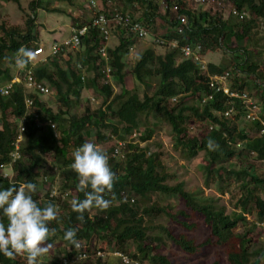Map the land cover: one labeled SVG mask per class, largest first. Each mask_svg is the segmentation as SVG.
Segmentation results:
<instances>
[{"label": "trees", "instance_id": "16d2710c", "mask_svg": "<svg viewBox=\"0 0 264 264\" xmlns=\"http://www.w3.org/2000/svg\"><path fill=\"white\" fill-rule=\"evenodd\" d=\"M51 1L55 0L30 1L31 15L27 17L25 30L0 25V87L15 74L19 77V81L12 82L6 94L0 91V166H9L12 172L11 178L0 174V190L12 185L18 188L24 182L35 183L37 191L31 195L38 205L43 207L51 202L59 207L58 221L49 224L50 228L56 229V236L48 243L53 245L62 240L67 245L63 249L65 254L53 255L47 261L41 260V264H73L79 261L77 249L63 239L65 231L71 228L78 229L76 238L84 243L80 252L85 257L80 264H123L122 257L113 255L114 252L126 256L132 264H178L170 252L164 250L165 238L188 254L204 251L208 245H217L221 247L228 264H259L258 256L264 255V240L259 238L261 246L251 248L256 232L261 228L259 223L264 221V172L260 173L249 157L264 160V135L250 137L246 128L261 132L264 108L258 119L249 120L246 128L238 129L235 121L247 115L242 99L209 86V77L223 74L228 71L225 70L227 67L207 63L204 70L197 61H178V58L183 45L193 48L200 45L201 54L223 46L231 53L239 54V60L228 71L230 90L235 93L250 94L252 90L262 93L264 70L261 67L264 62L262 59L261 63L258 57L264 50L249 48L248 44L255 40L254 30L264 24V0H220L225 2L224 5L232 4L240 13H247L244 18L229 13L225 19L209 10L190 8V0H164L162 12H159L161 0H124L126 7H118L116 12L128 15L147 31L151 27L153 34L157 24H161L168 32L166 40L175 38L178 46H168L163 54H157L154 47H147L134 67L128 70L125 57L134 42L139 40L123 29H114L112 32L116 31L119 44L107 47V54L111 76L121 85L120 92L115 93L113 84L100 82L105 60L98 49L106 43L98 28H88L75 55L68 54L65 58L60 52L37 64L28 65L35 78L50 83L54 88L53 95L60 105L59 110L44 101L37 91L23 88L25 75L15 67L14 60L22 46L33 53L40 50L39 35L34 31L39 10L65 12L62 8H50ZM134 6L136 8L132 9ZM111 10L105 3L101 12L109 15ZM65 14L74 19L77 28L91 22L70 12ZM180 16H186L188 24L183 33L176 35L173 28ZM241 41H246V45L231 47ZM89 71L95 74L92 78L87 76ZM129 73L146 87L154 78L153 93L144 92L140 97L138 90L128 88L125 77ZM86 88L99 94L88 97V103L82 104V90ZM25 95L34 99L29 108L24 104ZM98 97L102 98L101 101H95ZM204 98L205 101H202ZM171 99L176 102L171 104ZM72 104L76 107L80 105V114H69ZM150 115L159 117L170 126L175 146H180L187 158L194 157L199 151L204 152L207 186L211 181L219 193L230 191L233 185L240 191L229 213L225 212L224 206L215 204V196L206 195L201 189L187 190L182 181L169 183L173 174L167 172L160 153L148 152L147 144H142L155 131L156 123L148 120ZM20 118H23V131L17 142L18 157L12 159L10 152ZM187 121L200 127L198 135L189 134ZM91 129L103 142L114 135L118 137L113 146L105 151L118 179L113 193L105 195L106 199L112 200L110 208L103 211L93 208L84 213L81 221L77 219L79 214L72 210L71 201L85 197L77 190L79 178L70 165L74 162L73 152L88 142ZM134 132H140L137 139L130 138ZM210 139L218 145L214 150L208 148ZM119 141L126 142L121 148L122 157L111 155ZM47 184L48 187H45ZM54 186L58 189L53 192ZM156 193L178 196L184 208L173 210L166 200L160 197L152 199ZM248 215L254 216V220L250 221ZM196 216L209 230V234L198 244L188 238L186 232L174 234L172 226L152 222L164 217L188 230L195 227L188 220ZM0 218H3L2 213ZM3 219L7 223L6 218ZM239 227L241 231L237 230ZM94 239L102 245L94 248L92 254L89 247ZM130 246L134 249L129 250ZM110 247L113 256L106 252ZM97 251L101 254L98 255ZM0 264H26V259L17 256L10 260L0 253ZM211 264L221 262L219 258H214Z\"/></svg>", "mask_w": 264, "mask_h": 264}, {"label": "rangeland", "instance_id": "374dc122", "mask_svg": "<svg viewBox=\"0 0 264 264\" xmlns=\"http://www.w3.org/2000/svg\"><path fill=\"white\" fill-rule=\"evenodd\" d=\"M31 0H0V25L4 24L6 27H18L21 30L26 29V21L27 17L31 15V9L29 8V3ZM156 1V0H154ZM159 1V0H158ZM92 2V3H91ZM106 1L105 0H68L67 2H59L57 0L51 1L50 3V8H62L65 9V12H70L72 15L75 17L81 16L83 17L86 21H92L93 17L100 13L101 10L104 8ZM223 3V2H222ZM225 3V2H224ZM223 3V4H224ZM134 4V3H133ZM230 5V4H228ZM190 8L194 10H209L211 13H218L221 15L223 19L227 18V9H222L218 8L217 6H213V8L210 6H199L196 4H190ZM109 7L117 9L119 8H125L126 3L124 0H115V1H110ZM165 7V1L161 0L160 3V9L159 12H162L163 8ZM227 7V5H224L222 8ZM136 7L134 6L132 9H135ZM118 10V9H117ZM173 9V14L175 15ZM64 13H50V12H45V10H39L38 13V19L35 21L34 25V31L38 33L39 35V45L41 52L40 54L34 55L33 59H37L39 56H45L48 53L52 51V46L55 43H61L65 42L71 35V29L72 28H77L74 26V19H71V17L68 14ZM102 14H105L101 12ZM110 13V12H109ZM73 17V16H72ZM79 22V21H78ZM88 26V25H85ZM71 28V29H70ZM156 33L153 34V30L151 27H149L148 31L149 35L142 40L135 41L134 44L132 45L133 48H130V51H128L127 56L125 57V61L127 64L126 69H132L136 63L137 58L140 56L142 51L147 48V47H154L155 52L157 54H163L167 49L168 46H172V43L165 42L164 45L161 40L162 38L168 34V32L161 26V24H157ZM113 31V30H112ZM111 31V36L108 42L106 43V47H115L116 45L119 44V39L117 37L116 31L112 32ZM152 33V35H151ZM254 38L255 40H252L249 42L248 46L249 48H253L255 50H264V24L260 26V28H257V30H254ZM68 34V35H67ZM162 37V38H161ZM165 38V37H164ZM246 41H241L239 43H233L231 47L235 46H245ZM194 50H197V45L194 47ZM78 50L74 51H67L64 52V57L68 58V54H73ZM38 52V51H37ZM35 52V53H37ZM264 52V51H263ZM51 56V55H50ZM264 53L258 57V60L261 61L262 59L264 62ZM199 59L198 62L200 65L203 67L205 70V65L207 63H213V64H220L225 67L230 71L231 68H233V63L237 62L239 60V54L238 53H231L229 50L224 49L223 46L220 48H212L206 50L205 53L199 54ZM105 60V59H104ZM108 54H107V59L105 60V64L107 63L108 65ZM196 61V60H195ZM261 70H264V63H262ZM228 71H225L224 73H228ZM14 72V71H13ZM223 73V74H224ZM93 71H89L88 75L90 78L94 76ZM222 75V74H221ZM100 82L106 83L110 82L113 84V90L115 93H119L121 90V85L116 83V79L111 76L107 78L104 76V73L102 72V78H100ZM155 82L156 80L154 78L151 79V85L149 87L144 86L142 83L137 81V79L132 75V74H127L125 77V84L128 88L136 89L138 90V94L140 97L143 96L144 92H148L149 94L153 93L154 87H155ZM261 82V81H260ZM225 85H228L230 87L231 84V79L229 76L228 80L224 81ZM25 87L24 85H22ZM252 90V89H251ZM252 92V93H250ZM248 94L250 97L249 99L251 102L256 101L257 103V108L258 109H253V113L255 115L259 116L261 113H263V108H264V91L262 90V93L260 91H250ZM260 93V94H259ZM95 94H99L95 91H93L90 88H86L82 90V104H87L90 96H95ZM42 99L46 101L47 103H50L52 107L55 110L60 109V105L58 103L57 98L55 95H41ZM93 99V98H92ZM95 101H101V97L95 98ZM203 101V100H202ZM174 101V99H171V104ZM96 105V104H95ZM82 111L80 105L76 107L75 104H72L70 109H69V114L70 115H77L80 114ZM264 114V113H263ZM148 120L151 122H155V131L153 136L146 142L142 144H147V150L148 152H159L160 153V158L161 161L164 163L167 172L170 174H173L171 179H169V183H176L179 181H182L184 183V187L187 190H194V189H201L204 194H209L212 196H215V204L218 206H224L225 212L229 213L233 207L234 203L236 202V197L240 194V191L232 186L233 188L224 193H219L218 190L213 186V183L210 181L209 185L207 186L205 184V172H204V165L206 163L204 152L199 151L197 155L191 158H187L186 155L183 152V149L179 146H175V140L172 136V131L170 129V126L165 123L163 120H161L159 117H155L154 115L148 116ZM250 121L249 119L244 117H241L238 121H235V125L237 126L238 129L241 128H246L247 125H249ZM195 122L192 121H187L186 122V127L188 129V132L190 135H198L200 132V127L195 126ZM248 131V136L250 137H255V136H260L261 132L252 129L250 127L246 128ZM140 132H138L139 134ZM109 134V133H108ZM116 139L118 137L116 135L113 136L112 139L103 142L98 140V138L95 135L94 129H91V134L88 137V142L94 143L98 145L102 151H108L111 146L116 142ZM244 153H247L246 150H244ZM50 161V159H49ZM235 160H232V162ZM249 161L254 163L260 173L264 172V160L263 159H257L253 157H249ZM10 167L5 165L2 170H0V174H9V176L12 175V172L9 169ZM49 168V166H48ZM52 171V170H50ZM52 173H55L54 170ZM57 178L58 174L56 175ZM41 178V177H38ZM39 182V181H38ZM41 182V181H40ZM49 184H47L45 187H48ZM58 186H54L52 188L53 192L57 191ZM264 196V194H263ZM160 197L163 200H166V202H169L173 208V210H178L180 208H184V203L181 202L178 196L172 195V196H166L162 194H154L152 199H156ZM247 218L252 221L254 220V216L248 215ZM153 224H165L166 226L173 227V233L178 234V233H187L188 238H192L196 244L202 242L205 237L209 234L208 228L205 226L203 221L201 220L200 217H193L188 220L189 223H194L195 227L192 229L186 230L179 224H174L172 221H169L168 219L161 217L154 219L152 221ZM259 230L256 232V240L252 245V248H256L261 246V242L258 241L260 238L261 240H264V221L262 223H259ZM238 231H241V227L237 229ZM166 241V246L163 247L165 251L170 252L171 257L176 261L178 264H211L214 258H219L221 264H228L227 261L224 259V254L222 252L221 247L217 245H208L204 251H198L196 254H188L185 252L183 249L179 247H175L171 244V242L168 240V238L164 239ZM102 245L97 243L96 240L94 239L93 242L90 244V250L93 254L95 252L94 248L97 246ZM51 248L50 254L44 256L41 258L42 262L43 260L47 261V259H50L53 255H63L65 254V251L63 252V249L66 248V244L62 240H58L55 242ZM106 247V245H105ZM134 247L130 246L129 250H133ZM111 250V251H109ZM110 255L113 253L112 247L108 248L107 251ZM113 255H118L116 252L113 253ZM112 255V256H113ZM259 257V264H264V255L263 256H258ZM89 262V261H88ZM73 264H80V261L73 263ZM123 264H132L130 262H126L123 260ZM145 264H149L146 262Z\"/></svg>", "mask_w": 264, "mask_h": 264}, {"label": "clouds", "instance_id": "9594fccd", "mask_svg": "<svg viewBox=\"0 0 264 264\" xmlns=\"http://www.w3.org/2000/svg\"><path fill=\"white\" fill-rule=\"evenodd\" d=\"M164 37H161L163 44L175 40H166ZM176 46L178 41L173 47ZM33 57V51L22 46L14 57L15 67L20 71L25 70ZM182 59L192 60L183 57L180 48L178 61ZM215 147L218 145L210 139L208 148L214 150ZM73 157L74 162L70 168L77 173V190L84 193L85 198L73 199L71 207L79 214L77 219L83 221L84 213L93 208L102 211L110 208L112 200L106 199L105 195L113 193L118 177L110 166L109 156L94 143L85 142L75 149ZM36 191L37 185L33 182L20 183L18 188L12 185L0 190V213L7 220L5 223L4 219L0 218V253L10 260L23 256L26 264H41V258L51 252L52 245L48 241L56 236V229L50 228L49 224L58 221L59 207L51 202L43 207L39 206L31 195ZM77 231L75 228L66 230L63 239L74 245L81 261L84 256L79 254L82 245L76 238Z\"/></svg>", "mask_w": 264, "mask_h": 264}, {"label": "built area", "instance_id": "2783aa9c", "mask_svg": "<svg viewBox=\"0 0 264 264\" xmlns=\"http://www.w3.org/2000/svg\"><path fill=\"white\" fill-rule=\"evenodd\" d=\"M105 1L109 5L111 0H105ZM190 1L192 4H196L202 7L211 6L213 8V6L214 7L217 6L218 8H222L224 6V4L220 0H190ZM227 7L229 10L228 14L230 13L234 16H240L241 18H244L247 14V13H240L239 10L233 7L232 4L230 5L227 4ZM177 20H178L177 25L176 27L173 28V34L180 35L181 33L184 32L185 27L188 24V20L186 16H180L177 18ZM92 27L98 28L100 30L105 43H107L108 40L110 39L111 31L117 28L123 29L127 33L132 34L136 38V40L145 39L149 35V31H147L144 27L140 26V24L133 21L132 18H130L128 15L124 16L116 12L115 8H112L111 13L109 15L102 14V13L96 14L88 26H82L80 28H75V29L72 28L71 35L65 42L55 43L52 46L51 56L58 55L60 52L64 53L67 51L78 50L81 45V38L84 37L88 33V28H92ZM172 42H173V46L177 45L176 39L172 40L171 43ZM98 50H99L98 53L101 55V57L106 60L107 59L106 44H104V46ZM181 54L185 58H191L193 61L196 60L198 62V59H199L198 56L200 54V45H197V50H194V48L188 44L183 45L181 47ZM31 65H34V64L30 62V66ZM102 71L105 77L107 78L110 77L111 70H110V67L107 65V63L105 64ZM22 73L23 75H25L24 81L22 84L25 86L23 87L24 89L37 91L41 95H53L54 94V88L51 86V84L44 80H39L38 78H35L31 68L28 67L27 69L23 70ZM209 78H210L209 86L211 88H214V90L220 89L224 94H227L229 96L240 97L242 99V102L245 104V108L247 110V115H246L247 119L249 120L258 119V116L255 115V113L252 114L254 112L253 109H258L256 101L251 102V100L249 99L250 97H248L249 95L247 93L232 92L229 86L225 85L224 81L229 79L228 73H224L222 75H211ZM13 81H19V77L17 76V74H15L8 82L4 83L0 87V91L2 94H6L8 92V90L11 88V84ZM33 100H34L33 97H29L28 95H25L24 97L25 107L26 108L31 107V104H33ZM203 101H205V98L203 99ZM22 119L23 118H20V122L18 125V131L15 136L14 143H13V150L10 152V157L12 159H15L18 157L17 142L21 139V132L23 131V126L21 124ZM53 126L55 127V124H53ZM262 127L263 128L261 130V134L264 135V122H262ZM138 137H139L138 132H134L133 135L130 136V138H135V139H137ZM125 143L126 142L124 141H119L118 144L114 146L113 152L111 153V155L122 157L123 154L121 152V148L125 146ZM4 166L5 165H1L0 170H2ZM2 176L11 178L9 174H2ZM80 243L82 245V249H84V243L83 242H80ZM116 253L118 254V256L122 257V260H125L126 262H130L126 256L122 255L119 252H116ZM79 254H82L85 257L84 253L80 252ZM97 254L99 255L101 253L97 251Z\"/></svg>", "mask_w": 264, "mask_h": 264}, {"label": "crops", "instance_id": "0c3cea01", "mask_svg": "<svg viewBox=\"0 0 264 264\" xmlns=\"http://www.w3.org/2000/svg\"><path fill=\"white\" fill-rule=\"evenodd\" d=\"M71 29V28H70ZM68 35V34H67ZM41 50L42 49H40L37 53H34V55H37V54H40V52H41ZM50 55H52V51L50 52V53H48L47 55H45V56H39L37 59H32L31 60V62H32V64H37V63H39V62H41V61H44V60H46V59H48L49 57H51ZM38 56V55H37Z\"/></svg>", "mask_w": 264, "mask_h": 264}, {"label": "bare ground", "instance_id": "6f19581e", "mask_svg": "<svg viewBox=\"0 0 264 264\" xmlns=\"http://www.w3.org/2000/svg\"><path fill=\"white\" fill-rule=\"evenodd\" d=\"M18 124V123H17Z\"/></svg>", "mask_w": 264, "mask_h": 264}]
</instances>
